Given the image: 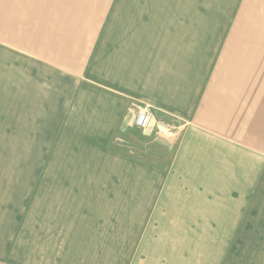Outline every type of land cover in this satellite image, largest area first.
<instances>
[{"label":"crops","instance_id":"1","mask_svg":"<svg viewBox=\"0 0 264 264\" xmlns=\"http://www.w3.org/2000/svg\"><path fill=\"white\" fill-rule=\"evenodd\" d=\"M132 104L146 137L180 135L134 141ZM113 139L140 178L175 176L142 166L176 142L264 160V0H0V264H81V211L127 161Z\"/></svg>","mask_w":264,"mask_h":264},{"label":"rangeland","instance_id":"2","mask_svg":"<svg viewBox=\"0 0 264 264\" xmlns=\"http://www.w3.org/2000/svg\"><path fill=\"white\" fill-rule=\"evenodd\" d=\"M138 130L134 141L164 136ZM23 148L15 146L17 156ZM156 149L143 155V170L171 169L175 176L138 177L134 146L113 139V150L127 161H113L110 178L97 177L89 220L82 219L87 209L81 211V264H264V160L242 151L238 157L198 153L192 160L189 145L176 142L173 161L174 150ZM53 153L49 146L48 164ZM196 171L204 175L189 177Z\"/></svg>","mask_w":264,"mask_h":264},{"label":"built area","instance_id":"3","mask_svg":"<svg viewBox=\"0 0 264 264\" xmlns=\"http://www.w3.org/2000/svg\"><path fill=\"white\" fill-rule=\"evenodd\" d=\"M129 111V120L128 123L130 126L138 128V129H146L149 127L151 119H152V114H151V109L148 105H138V104H132L128 108ZM158 129L157 131H162L160 128H164L165 131L172 135L174 134V127L169 125L168 123L165 122H159L158 123Z\"/></svg>","mask_w":264,"mask_h":264}]
</instances>
